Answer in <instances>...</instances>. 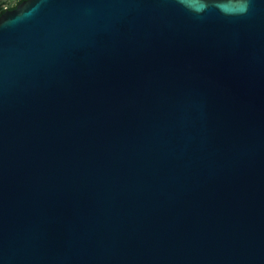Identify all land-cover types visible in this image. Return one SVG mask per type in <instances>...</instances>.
I'll return each instance as SVG.
<instances>
[{
    "label": "water",
    "instance_id": "95a60500",
    "mask_svg": "<svg viewBox=\"0 0 264 264\" xmlns=\"http://www.w3.org/2000/svg\"><path fill=\"white\" fill-rule=\"evenodd\" d=\"M0 264H264V0L0 16Z\"/></svg>",
    "mask_w": 264,
    "mask_h": 264
},
{
    "label": "clouds",
    "instance_id": "9594fccd",
    "mask_svg": "<svg viewBox=\"0 0 264 264\" xmlns=\"http://www.w3.org/2000/svg\"><path fill=\"white\" fill-rule=\"evenodd\" d=\"M222 2L223 0H198L199 6L192 8L191 0H175L176 4L198 19L205 18L206 14L213 11H219L221 14L227 16H243L248 13L251 4V0H229L232 10L226 12L223 8L219 7V4Z\"/></svg>",
    "mask_w": 264,
    "mask_h": 264
},
{
    "label": "trees",
    "instance_id": "16d2710c",
    "mask_svg": "<svg viewBox=\"0 0 264 264\" xmlns=\"http://www.w3.org/2000/svg\"><path fill=\"white\" fill-rule=\"evenodd\" d=\"M24 1L26 0H0V16L7 11L14 10Z\"/></svg>",
    "mask_w": 264,
    "mask_h": 264
}]
</instances>
